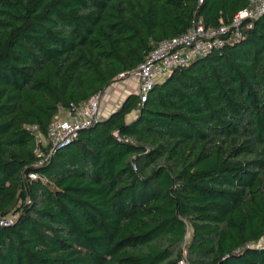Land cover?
<instances>
[{"label": "trees", "instance_id": "trees-1", "mask_svg": "<svg viewBox=\"0 0 264 264\" xmlns=\"http://www.w3.org/2000/svg\"><path fill=\"white\" fill-rule=\"evenodd\" d=\"M251 3L0 0V264H264V13L231 26ZM198 18L221 47L53 149L61 109Z\"/></svg>", "mask_w": 264, "mask_h": 264}, {"label": "built area", "instance_id": "built-area-1", "mask_svg": "<svg viewBox=\"0 0 264 264\" xmlns=\"http://www.w3.org/2000/svg\"><path fill=\"white\" fill-rule=\"evenodd\" d=\"M263 13L264 0H252V3L233 19L231 26L237 27L235 30L237 36L240 35L239 27L245 19L257 18ZM231 26H206L204 19L198 18L194 20L193 26L187 33L160 42L146 60L130 73L139 78V94L142 98L145 99L147 92L156 81L164 78L172 70L188 64L197 56L221 47ZM125 78H127L126 74L121 73L115 81ZM102 100L103 92H100L92 96L82 107H74L72 110L61 109L48 128V140L53 149L70 142L81 130L91 126L100 118ZM62 111L65 115H62ZM36 152L41 153V149L38 147ZM30 177L36 178L37 174L31 173ZM13 221V218L2 219L0 224L7 226ZM180 264H187V262L183 259Z\"/></svg>", "mask_w": 264, "mask_h": 264}, {"label": "crops", "instance_id": "crops-1", "mask_svg": "<svg viewBox=\"0 0 264 264\" xmlns=\"http://www.w3.org/2000/svg\"><path fill=\"white\" fill-rule=\"evenodd\" d=\"M139 88V78L136 75H130L123 80L114 81L103 92L100 117L107 116L113 109L117 108L128 94L139 93ZM110 89H115L118 94H123L121 101H119L116 106H114L116 99L114 98L113 93H109Z\"/></svg>", "mask_w": 264, "mask_h": 264}, {"label": "rangeland", "instance_id": "rangeland-1", "mask_svg": "<svg viewBox=\"0 0 264 264\" xmlns=\"http://www.w3.org/2000/svg\"><path fill=\"white\" fill-rule=\"evenodd\" d=\"M109 93H113V96L116 99L114 102L115 103L114 106H116L119 103V101H121L123 94L121 93L118 94L115 89H110ZM62 115H65L64 111H62Z\"/></svg>", "mask_w": 264, "mask_h": 264}]
</instances>
